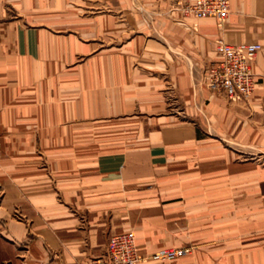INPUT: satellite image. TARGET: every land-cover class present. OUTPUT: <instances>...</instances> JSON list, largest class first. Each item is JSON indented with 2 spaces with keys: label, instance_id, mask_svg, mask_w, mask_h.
I'll use <instances>...</instances> for the list:
<instances>
[{
  "label": "crops",
  "instance_id": "obj_1",
  "mask_svg": "<svg viewBox=\"0 0 264 264\" xmlns=\"http://www.w3.org/2000/svg\"><path fill=\"white\" fill-rule=\"evenodd\" d=\"M177 1L0 0V264H89L127 231L144 259L193 247L161 264H264V0L222 24ZM86 12L105 33L54 29ZM218 38L262 46L242 103L204 84Z\"/></svg>",
  "mask_w": 264,
  "mask_h": 264
},
{
  "label": "built area",
  "instance_id": "obj_2",
  "mask_svg": "<svg viewBox=\"0 0 264 264\" xmlns=\"http://www.w3.org/2000/svg\"><path fill=\"white\" fill-rule=\"evenodd\" d=\"M181 14L195 19L214 18L222 24L230 9L229 0H193L179 6ZM262 49L259 43L232 44L222 38L214 41V51L219 57L205 69V79L209 91L222 95L231 104L246 101L253 93L256 81L252 62ZM1 146V136H0ZM103 256L90 260L89 264H161L174 261L190 254V247L162 248L147 259L139 254L132 231L109 237Z\"/></svg>",
  "mask_w": 264,
  "mask_h": 264
},
{
  "label": "rangeland",
  "instance_id": "obj_3",
  "mask_svg": "<svg viewBox=\"0 0 264 264\" xmlns=\"http://www.w3.org/2000/svg\"><path fill=\"white\" fill-rule=\"evenodd\" d=\"M183 3L184 2H182V1H177L176 5L179 8V6H181ZM87 13L88 12H86V14L80 15V16L71 15V14L66 15V16L64 15L63 16V21H59V23H57V24H59V26H54V29L61 31L62 33H73V32H77V31H80V33H92V31H94L96 33H105L106 30H107L106 28H108L107 26H105L106 23L100 22L98 20L97 21L90 20L89 15H87ZM40 23L41 22H39V21H33L31 24L38 26ZM141 24L142 23H137L136 21H130L129 25H128L129 27H128V32L127 33H149L150 31L147 30L148 28L143 29V27L150 26L151 30L153 28L152 22L149 23V20H148V22H145L142 26H140ZM150 33H152V32H150ZM129 60L131 62L130 65H132V67H133V69H131L130 73L131 74L133 73V77L134 78H141L140 75L144 74L145 75L144 78H145V81H146V79L148 80V78H149V80L152 79V76H153L154 73L155 74L158 73V74H160V80H161L162 89H164L163 83L167 80L166 79L167 77H166V74H165V70H161L160 72H157V70H153L152 68H149L147 66L141 65L140 64L141 59L138 58V55H131ZM143 67L145 68L144 70L141 69ZM205 69H204V72H203V80H204V84H205V86L207 88V83H206V79H205L206 78L205 77ZM146 83H147V81H146ZM173 101L172 102L166 101V104L167 103L174 104ZM179 107H180V105H179ZM169 111L170 110H165V112H167V113H169ZM129 136L130 137L131 136H135V134H130ZM260 165L262 167H264V157L263 156L261 158ZM262 191L264 192V188H262ZM262 200H263L262 203L264 204V197H262ZM259 201L260 200L257 199L258 203H259ZM256 216H257V219H258L259 215L256 214ZM186 247H190L191 252L193 251V247L192 246H186ZM12 251L13 250L12 249L10 250V247L6 246L5 244H2L1 241H0V259L8 258V257L12 256ZM17 254H20V250L19 249L17 250ZM19 263L20 262L18 261L17 264H19Z\"/></svg>",
  "mask_w": 264,
  "mask_h": 264
}]
</instances>
